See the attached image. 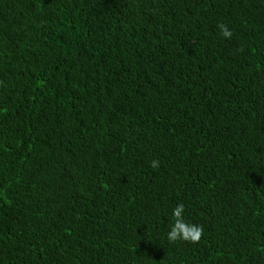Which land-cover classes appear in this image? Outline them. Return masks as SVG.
Segmentation results:
<instances>
[{
  "label": "trees",
  "instance_id": "trees-1",
  "mask_svg": "<svg viewBox=\"0 0 264 264\" xmlns=\"http://www.w3.org/2000/svg\"><path fill=\"white\" fill-rule=\"evenodd\" d=\"M0 264H264V0H0Z\"/></svg>",
  "mask_w": 264,
  "mask_h": 264
},
{
  "label": "clouds",
  "instance_id": "clouds-1",
  "mask_svg": "<svg viewBox=\"0 0 264 264\" xmlns=\"http://www.w3.org/2000/svg\"><path fill=\"white\" fill-rule=\"evenodd\" d=\"M219 34L224 39H231L233 33L228 29L227 25L224 23H218ZM150 167L153 169L159 167V161L154 159L150 163ZM185 211V206L183 203H179L172 210L173 223L170 225V230L167 233V240L169 243H199L203 235L204 229L202 225L190 224L184 220L183 214Z\"/></svg>",
  "mask_w": 264,
  "mask_h": 264
}]
</instances>
